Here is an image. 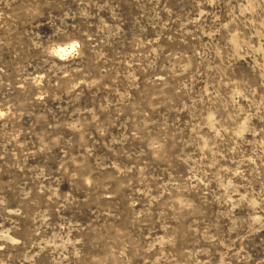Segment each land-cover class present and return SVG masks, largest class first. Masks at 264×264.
Here are the masks:
<instances>
[{"label":"rangeland","instance_id":"rangeland-1","mask_svg":"<svg viewBox=\"0 0 264 264\" xmlns=\"http://www.w3.org/2000/svg\"><path fill=\"white\" fill-rule=\"evenodd\" d=\"M0 264H264V0H0Z\"/></svg>","mask_w":264,"mask_h":264},{"label":"clouds","instance_id":"clouds-1","mask_svg":"<svg viewBox=\"0 0 264 264\" xmlns=\"http://www.w3.org/2000/svg\"><path fill=\"white\" fill-rule=\"evenodd\" d=\"M57 54H59V53H57Z\"/></svg>","mask_w":264,"mask_h":264}]
</instances>
